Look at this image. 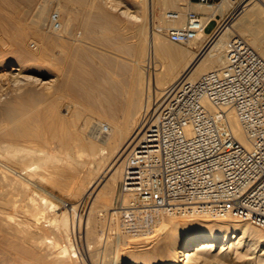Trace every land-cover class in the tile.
I'll list each match as a JSON object with an SVG mask.
<instances>
[{
	"label": "bare ground",
	"instance_id": "bare-ground-1",
	"mask_svg": "<svg viewBox=\"0 0 264 264\" xmlns=\"http://www.w3.org/2000/svg\"><path fill=\"white\" fill-rule=\"evenodd\" d=\"M154 1L155 0H129V2L123 6L125 9L121 11V14L140 20L142 19V16L146 18V7H148L147 16L149 17L150 22V32L148 31L150 34H148L147 39L145 35L147 32L144 34L143 32L138 31L139 34L136 35L135 43L126 48L128 51L142 55V53H145L147 40L148 45L146 55H148V61L145 62V60H143L144 58L141 59L140 57L132 59L133 63L129 67V69H131L132 79L131 82L127 83L125 81L114 79L113 77V79H110L103 68H90L91 70H86L79 65V58L81 55L85 54V51L82 49V32H74L73 20L78 15H83L88 19L85 24L86 32L91 33L93 31L102 30L106 33L103 36V40L108 41L110 37L109 31H115L117 25L114 15L102 4V2L106 3L107 0H0V40L3 42L1 46H6L7 44L10 47L12 46L11 49H9L12 52L10 57L15 62L10 64L11 66L9 69L19 71V73H9L12 77L16 79L20 78L19 80L32 79L31 75L24 73V63L28 61H40L42 63L46 61L50 63L52 59H57L56 61H58V64L61 63L60 66H62V64L68 66V68H66V75L62 76L63 71H59L61 73L55 72L52 77L53 79H51L50 85H53L52 81L54 82L56 79H58V82L54 85L55 90L53 94H51L53 99L51 100L52 102L50 101L51 107H48V111L50 110L51 113L57 115L55 121L51 123L48 122V125H52L51 127L54 129L53 133L55 135L53 136V139L58 137V140L61 141L59 142L60 144L65 143L68 145L74 143L75 145L76 143H79L84 149L88 148V155H90L92 159V166L94 165L95 169L98 171L92 178H86L88 184L85 187V192L89 197H95V204L97 201L100 202L101 200V202H104L102 204L108 206L107 201L110 199L107 198L108 194L111 196L115 190H117L114 201L116 205L121 202L126 204L131 199L130 195L122 193L120 186L118 189H116V187L118 186V182L124 172V166L128 155L134 145L141 140L140 136L143 132L141 125L144 122L145 117H143L144 115H141L142 118L139 119L138 123L132 126L129 124H119V122L118 124H113L108 120L103 122L101 119L92 120L93 118H88L84 124L82 123V127L77 125L78 127L75 129V134L68 133V135H66L63 132L58 133L56 130L62 129L64 123H72V125H74L73 123L76 124V120L81 116V111L78 108L72 110V107H67L66 112H62L61 114L58 113V110L60 109H58L60 99H56L54 93H56V95L58 92L63 94L68 93L75 99L83 95L87 99H94L96 104L99 102L101 107L103 106V101H105L107 106H119L125 111L126 109H131V100L128 102L129 104L118 105L119 97L123 93L133 96L139 95V97H141L144 90H146L142 111V114H144L145 111L148 112L150 109L157 108L158 104L164 100L168 87L176 84L180 79L185 77L189 81H195L202 73L220 67L224 62L226 41L233 35H241L242 37L246 36L247 38H244L246 40L248 39L247 41L264 57V0H239L237 4L236 2L238 0H222L219 4L209 6L200 3L196 4L197 7H201V9L203 8L210 12L206 16V19L217 13L224 16L225 12L231 7L235 8L237 14L214 38L208 39L206 34L199 35L188 43L190 47L187 48L180 46L177 42L168 40V37L162 34L161 31L165 28H169L168 26H153ZM50 2L53 4L56 3V10L53 12L57 13L59 16V25L57 27L52 24L51 16L54 13L51 14L50 12ZM21 3L26 6L23 10L18 6ZM75 3L78 4V7H74ZM160 3L169 9L174 8L176 10L178 9L177 11H180L181 14L179 19H169L166 17V13L170 12V10H166L165 12L164 17L166 20L176 24L175 26L173 25V27L184 25V12L186 11L187 1L160 0ZM111 5L112 4H110V6ZM117 5L119 4H116L115 6ZM21 12H23L25 16H28V18L30 17V20L27 23L24 21L26 23L25 25L22 24L24 27L21 25L19 21L20 19L16 20L11 17L13 13L20 14ZM165 18L163 20H165ZM164 24L166 23L164 22ZM117 29H119V27ZM254 30L261 31L262 34L259 36V39L254 40V38L252 39L247 36L248 32L252 33ZM48 32L56 33L55 38L52 37L51 34H48ZM30 33L36 35V37H40L38 38L40 39V43L38 42L39 46L36 48V50L38 49L37 53H34L36 51L33 52L28 46V40H30L29 37L31 36ZM65 38H68V40H65ZM194 48L199 49V51H196ZM55 49L57 50L54 53L53 51ZM0 51L2 50L0 49ZM114 67L120 73H125L126 70L128 71L125 65H118V63H115ZM62 69L64 68L62 67ZM4 74L6 75V73H0L2 76ZM33 98L35 101H39L40 99L45 98V94L41 95L40 93H36V95L31 98V101ZM31 105L32 104L29 100L26 102H16L11 99L5 103V117L10 123H12V127L6 132L7 136H22L29 138L32 134L34 136L37 134L36 132H40L37 129L38 131L36 130L32 133L34 127L31 126V122L35 121V119H39L40 121L45 120L44 114L46 111L45 109H43L45 112L36 109L32 115H29ZM70 111H72L71 115ZM44 122L46 123V120ZM44 122L42 125H45ZM7 124L9 123H6L5 125ZM48 125L46 123L45 126ZM48 127L50 128V126ZM230 127L234 136L240 142L247 145L248 141L246 133L234 112L230 113ZM39 135L40 133H38L37 137H41V140H47V137L43 139L42 136ZM63 140L67 141L64 142ZM69 140H76V142L70 141L67 143ZM7 146L10 152H14V154L17 151L22 153L21 149H18V147L11 142ZM22 150L27 151L24 152L26 153L24 154V157L29 158L28 155L33 154L31 150ZM84 151L87 152V149ZM43 152L44 151H42V153ZM69 153L71 154V151ZM9 155H11V153ZM71 156L73 155L71 154ZM35 157L36 156H34V158ZM54 157L55 155L53 153L47 152V158L49 160H53ZM34 163L36 162L33 161L31 164ZM37 165H39V163ZM25 167H27V165ZM74 178L76 181L75 184L77 185L78 183L79 185L78 189H76V192L79 193L84 189V178H81V171H79ZM72 182H74V180ZM43 198L45 201L47 200L45 196H43ZM10 201L8 203H10ZM47 203L48 202L44 205H48ZM115 207L106 209L112 217L113 215L118 216L116 211L113 210ZM95 210L94 207L91 208L89 215H87V230L94 229L96 225L94 216V214H96ZM203 217L207 216H202V218ZM112 219L117 220L116 217ZM60 221H62L64 226H62V230L64 229L68 232V228L70 229L72 227L74 229L76 226L79 228L82 219H80V216L76 211V206H74L71 216L69 217V214L64 213ZM31 225L29 215L22 218L0 215V264H29L30 255L33 252L30 243L33 242L31 241L32 238H35ZM119 227H121L122 230L121 223ZM122 231L125 233L124 230ZM121 234L118 238L117 245L119 255L117 254L118 257L113 264H208L209 262L207 263L205 260L206 257L203 258L204 256L201 255L202 251L213 253L216 258L214 262H211L213 264H234L236 262L240 264H264V228L251 226L248 221H242L230 216L214 218L211 223H203L196 219H183L182 217L179 218V216L161 215L156 222L153 232L141 235L142 239L143 236H148L146 239H149L148 242L142 244L145 246L144 248H139V245L129 242L127 239L125 241V238L123 239L122 237L123 234ZM43 237L42 239H45ZM47 237H49V235ZM146 239H143L142 241L140 240L139 242L144 243ZM42 242L43 241H41V243ZM127 243L128 245L126 246L129 248L127 251L129 253H127V251L122 252L124 249L122 248V245ZM218 249L219 251L214 253ZM67 250L68 248H63L61 251L63 254L59 258L64 257L67 254ZM70 251H72V249ZM258 251H260V253H258ZM67 262L62 259L58 260L59 264H68Z\"/></svg>",
	"mask_w": 264,
	"mask_h": 264
},
{
	"label": "built area",
	"instance_id": "built-area-1",
	"mask_svg": "<svg viewBox=\"0 0 264 264\" xmlns=\"http://www.w3.org/2000/svg\"><path fill=\"white\" fill-rule=\"evenodd\" d=\"M216 5L222 0H189ZM239 0L236 2V4ZM220 19L193 11L184 25L165 28L173 42L220 33L236 16ZM180 11L166 13L179 19ZM59 25L57 13L51 16ZM217 21L212 32L208 24ZM234 112L248 144L230 127ZM141 140L124 166L121 191L130 195L114 210L123 230L150 234L161 215L192 218L230 216L264 228V57L241 35L226 41L224 62L195 81L168 87L157 108L145 111Z\"/></svg>",
	"mask_w": 264,
	"mask_h": 264
},
{
	"label": "rangeland",
	"instance_id": "rangeland-1",
	"mask_svg": "<svg viewBox=\"0 0 264 264\" xmlns=\"http://www.w3.org/2000/svg\"><path fill=\"white\" fill-rule=\"evenodd\" d=\"M179 1L180 2H183V1L188 2V0H179ZM128 2H129V0H107L106 3L102 2L103 6L106 7V9L114 15V19H115L116 25H117V27L115 28V31H109L110 33L108 32L109 36H110L108 41L103 40V36L106 33H104L102 30L93 31L91 33L86 32L85 24L88 21V19L86 17H84L83 15H78L73 20L74 32L77 33L78 31H81L82 36H83V40L81 42H82V47H83L82 49L85 51V54L80 56L79 65H81L82 68H85L86 70L87 69L91 70V69L103 68L104 71L106 72L107 76L110 79L113 77L114 79H117L120 81H125L127 83L131 82V79H132V73L130 71L131 69H129V67L133 63L132 59H135V57L136 58L140 57L141 59L144 58L143 60H145V62L148 61V59H147L148 55H146L147 54V45H148L147 40H146L145 53H142V55H139L137 53L135 54L132 51H128V50H126V48L135 43L136 35H138L139 32H143L144 34L147 32V34H145L146 39L148 37V34H150L149 33L150 32V22H149V17L147 16L148 15V7H146V11H147L146 16H145L146 18H144L142 16V19L137 20V19L130 18L124 14H121V11L123 9H125V7H123V6L125 4H127ZM110 4H112V5L110 6ZM114 4L115 5L119 4V5L115 6ZM54 5H55V7H54ZM18 6H19V8H21V10H23L26 7L22 3L19 4ZM75 6L78 7V4L75 3L74 7ZM231 8H229L225 12L224 16H226L228 13H230V11L232 10ZM55 10H56V3L53 4L50 2L51 14L54 13L53 11H55ZM166 10L177 11L178 9L177 10L174 8L169 9V8L165 7L164 5H162L160 3V0L154 1V20H153V24H154L153 26L154 27H156V25L168 26V27H173V25L174 26L176 25V24H173L172 22H169L166 20V18L164 17ZM11 17L15 18L16 20L20 19L19 21H20L21 25L22 24L25 25L30 20V17L28 18V16H25L23 14V12H21L20 14L19 13H13L11 15ZM164 18H165V20H163ZM162 20L166 24H164V22ZM185 21H186V18H185ZM185 21H184V23H185ZM145 24H146V26H145ZM216 25H217V21L214 19L213 21H211L208 24L207 32H212L215 29ZM178 26H180V25H178ZM118 27H119V29H117ZM138 27L140 28V30ZM147 27H149V28H147ZM143 28H145V29H143ZM161 32L164 36L168 37L165 32H163V31H161ZM30 34H31V36L29 37L30 40H28V46L33 52L36 51L34 53H37L38 49L36 50V48L39 46L38 42L40 41V39H38V38H40V37L39 36L36 37V35H34L32 33H30ZM48 34H51L52 37L55 38L56 33L48 32ZM252 34L259 37L262 33L259 30H256V31L254 30V32H252ZM244 37L247 38L246 36H244ZM35 39H37V40H35ZM65 40H68V38L67 39L65 38ZM168 40H170V39L168 38ZM128 42H129V44H128ZM2 44H3V42L0 40V46ZM177 44H179L180 46H182L184 48L190 47V45L188 43L185 44V43L177 42ZM11 47L8 46V44L6 46L0 47V49L2 50V51H0V73H6V75L5 74L3 76L0 75V121L1 120L3 121V123H2V121L0 122L1 123L0 124V126H1L0 130L3 128L0 131V140H1L0 141V215H3V216L5 215L6 217H7V215H8V217L9 216H13V217L15 216L17 218H22V217H25L26 215H29V217L31 219V224H32L31 225L32 231L34 232V236L36 238V239L32 238L31 241H33V242L30 243L33 252L30 255L31 260L29 259V264H46V263L47 264H52V263L57 264L58 260H60V259H62L65 262L68 261L67 262L68 264L70 262H71L70 264H96L97 262H98L97 264H113L119 255V251L117 250V247H118L117 245H118V238H119L121 233L123 234V235L122 234L121 235H122L123 239L125 238L124 239L125 241L127 239V241H129V242H133V243H136L137 245H139L140 246L139 248H144L145 246H143L142 244H145L146 242L149 241V239H146L148 236L147 237L143 236V239H146V241H144V243H142V242H139L140 240L141 241L143 240L141 238V235H132V234L126 233V232L123 233V231H122L123 228L121 230V227H119V225L121 223L120 218L118 216H114V215L112 217V215H110L108 210H106L110 207L116 206L114 201H115V195L117 193V190H115L111 196L108 194L107 198L111 199V200L109 199V201H107L108 206L102 204L104 202H101V200H100V202L97 201L95 204V202H94L95 197L94 196L89 197L86 194L85 187L88 184V181L86 180V178L87 179L92 178L93 176H95L97 174V171H98L97 169H95L94 165L92 166V163H91L92 159H91L90 155H88V148H85V149H87V152H85L84 147L82 145H80L79 143H76L75 145H74V143H72V144L70 143L67 145L64 143L67 140L66 141L63 140L64 144H62V143L60 144L59 142H61V141L58 140L59 139L58 137L53 139L54 138L53 136H55L53 133L54 129H52L51 124L48 125V122L51 123V122L55 121L57 114L51 113L50 110L48 111V107L49 108L51 107L50 104L52 102L51 100L53 99L51 94H53V92L55 90L54 85L58 82V79H56V81H54V82L52 81L53 85H50L51 79H53L52 77H53V74L55 72H59V71L62 72L63 71L62 76L66 75V73H67L66 68H68V66L67 65L65 66L64 64H62V66H60L61 63L58 64V61H56L57 59H52V61L50 63L46 62V61L43 63L40 61H28V62L24 63V67H25L24 73L27 75H31L32 79L30 78L27 80H19L20 78L16 79L9 74L11 72L12 73L13 72L19 73L18 70L13 71V70L9 69L11 66L10 64L15 62L10 57L12 52L9 49H11ZM194 49H196V51H199V49H197V48H194ZM56 50L57 49H55L53 52L55 53ZM115 63H118V65H125L127 67L128 71L126 70L125 73H120L119 71H117L115 69V67H114ZM62 67L64 69H62ZM61 72H59V73H61ZM82 81H85V80H82ZM49 90H50V92H49ZM40 91H42L43 93ZM36 93H38V94L40 93L41 95L45 94V98L40 99L39 101L38 100L35 101L33 98L32 101L33 100L34 101L32 102L31 98L34 95H36ZM54 94H55L54 96H56L55 97L56 99H60L59 100L60 104L58 105V109L60 108L61 110L59 109L58 113L61 114L62 112H66L67 107H72V110L75 108H78L81 111V116L79 118L80 120L77 119L76 124L73 123L74 125H72V123L71 124L64 123L62 129L56 130L58 133L63 132L64 134L68 135V133L75 134L74 133L76 131L75 129H77L78 126L82 127V125L85 123V121H87L88 118L89 119L93 118L92 120L101 119L103 122L108 120V121H111L113 124H118V122H119V124H127V125L129 124L131 126L138 123L139 119L142 118L141 115H143L142 114L143 105H144L143 102L145 99L144 97L146 95V90H144L141 97H139V95L133 96V95H129L127 93H125V94L123 93L119 97V100L117 103L118 105L129 104L128 102H130V100H131V102H130V104L132 105L131 109L125 110L128 112H125L124 109H121V107H119V106H113V105L107 106V103L105 101H103V106L101 107L99 102H97V104H96L94 99H87L83 95L78 97L77 99H75L71 95H69L68 93L63 94V93L58 92L57 95H56V93H54ZM58 94H60V95H58ZM139 98H140V100H139ZM11 99H13L16 102H21V101L26 102L29 100V102H31V104H32L30 109H29V115H32V113H34L36 111V109L41 110L43 112L46 111L45 112L46 115L44 114V117H45L47 125L50 126L51 129L48 126H45L46 125V123L44 122L45 120L40 121L39 119H37V120L35 119V121L31 122V126H33L35 129V130L32 129L33 130L32 133H34L37 129L40 131V132H36L37 133L36 135L33 136V134H32L31 135L32 137L30 136L29 138L28 137H22V136H12V137L7 136L6 132H7V130H9L12 127V123H10L9 120L5 117L4 105L6 102H8ZM45 99H47V100H45ZM76 103H77V105H76ZM38 104H39V106H38ZM86 108H87V110H86ZM43 109H45V111ZM84 110H86V111H84ZM71 113H72V111H70V115H71ZM70 115H67V116H70ZM91 115L94 117H92ZM4 119H5V121H4ZM38 121L41 123H39ZM43 122L45 123V125H42ZM6 123H9V124L5 125ZM3 124H4V126H3ZM4 127H6V128H4ZM38 133H40L39 136H42L43 139L47 137V140L46 139L41 140L40 139L41 137L40 138L37 137ZM142 134H143V132H142ZM142 134H141V136H142ZM141 136H140V138H141ZM70 141L71 140H69L67 143H69ZM10 142L13 143L15 146H17L18 149H21L22 153L20 151H17L15 154H14V152H10V150L8 149V146H7ZM71 142H76V140L75 141L72 140ZM77 142H79V141H77ZM22 149L31 150V152L33 154H29L28 155L29 158L24 157V154H26L24 152H27V151H24ZM34 149H35V151H34ZM38 149H40V150H38ZM42 151H44V152L42 153ZM45 151L53 153L55 155L53 160H55V161H53L52 159L49 160L47 158V152H45ZM70 151H71V154L73 156H71V154L69 153ZM19 152H20V154H19ZM10 153H11V155H9ZM33 155L36 157L34 158ZM16 156H18V157H16ZM23 159H27V160H23ZM24 161H25V163H24ZM33 161L36 163L31 164V163H33ZM44 161L46 163L47 162H49V163L46 164ZM97 161H99V160H97ZM38 163H39V165H37ZM26 165L28 168L25 167ZM79 171H81V178L82 179L84 178L83 179L84 180V189H82V191L77 193L76 189H78L79 185H78V183H77V185L75 184L76 181H75L74 176L77 175ZM122 177H123V174H122ZM122 177L120 178V180L118 182V186L116 187V189H118V187L120 186V190H121ZM73 180H74V182H72ZM72 186H73V188H72ZM43 196H45L47 198L46 201L43 198ZM113 198H114V200H113ZM3 199L5 200V203H4ZM11 199H13V200H11ZM9 201H10V203H8ZM46 202H48L47 203L48 205H44V204H46ZM51 202H53V203H51ZM13 203H14V206H13ZM77 204H78V206H77ZM32 205H33V207H32ZM17 206L18 207L20 206V207L18 208ZM74 206H76L77 214L80 216V219H82V221H80V227L79 228L77 226L74 229L71 227L70 229L68 228V232H67L64 229L62 230V228L64 226L62 224V221H60V219L64 213L69 214V217H70L72 212H73ZM93 207L96 209L95 210L96 214H94L95 220H96V225H95L94 229H88L87 230V226H86V220L88 217L87 215H89L90 210ZM31 210H33V211H31ZM101 212L102 213L104 212V213L102 214ZM60 213H63V214H60ZM108 213H109V215H108ZM114 217H116L117 220L112 219ZM179 218H181V217H179ZM182 218L183 219H196L199 222H203V223L204 222L211 223L214 220L213 217H210V218L209 217H203L202 218V216H195L192 218H185V217H182ZM115 220H116V223H115ZM168 220H171V219H168ZM234 222H236V221H234ZM239 222H241V221H239ZM115 224H116V226H115ZM250 225L254 226L251 223H250ZM254 227H256V226H254ZM257 228H259V227H257ZM42 233L46 236H44ZM48 235H49V237H47ZM66 235H68V236H66ZM41 236L42 237L44 236L43 238H45V239H42ZM106 238H107V240H106ZM137 240H138V243H137ZM41 241H43V242L41 243ZM69 244H72V245H69ZM126 245H128V243L122 245V248H124L122 250V252H126L127 250H129L128 246H126ZM63 248H68L67 254H66L67 256L65 255L64 257L59 258L63 254V253H61ZM71 249H72V251H70ZM218 251H219V249L214 253H217ZM127 253H129V252L127 251ZM201 253H202L201 255L204 256L203 258L206 257L205 260L207 261V263L209 262L208 264H213L211 262H214L216 260L213 253H210L209 251H202ZM258 253H260V251H258ZM101 261H102V263H101ZM234 264H240V263L236 262Z\"/></svg>",
	"mask_w": 264,
	"mask_h": 264
},
{
	"label": "crops",
	"instance_id": "crops-1",
	"mask_svg": "<svg viewBox=\"0 0 264 264\" xmlns=\"http://www.w3.org/2000/svg\"><path fill=\"white\" fill-rule=\"evenodd\" d=\"M196 4H198V2H196V1H189V0H188V2H187V7H186V11L184 12V18H186V15H187V13H188L189 11H193V12H195V13L201 15V16H204V17H206V16L210 13V12L206 11V10L203 9V8L201 9V7H197ZM200 11H201V12H200ZM223 17H224V16H223L222 14L217 13L216 19H217V21H218V20L220 21V19H223ZM249 33H250V35H249ZM247 36H248V37H251L252 39L254 38V40H255V39H259V37L253 35L251 32H248ZM253 36H254V37H253Z\"/></svg>",
	"mask_w": 264,
	"mask_h": 264
}]
</instances>
